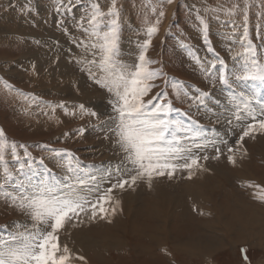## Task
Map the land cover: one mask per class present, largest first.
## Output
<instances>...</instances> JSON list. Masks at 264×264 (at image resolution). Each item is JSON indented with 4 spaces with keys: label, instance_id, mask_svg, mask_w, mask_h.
Instances as JSON below:
<instances>
[{
    "label": "rangeland",
    "instance_id": "1",
    "mask_svg": "<svg viewBox=\"0 0 264 264\" xmlns=\"http://www.w3.org/2000/svg\"><path fill=\"white\" fill-rule=\"evenodd\" d=\"M139 1L137 3L139 8L146 5L143 0ZM196 1L200 5L199 9H192L189 6L190 0H177L176 7L174 8L175 11L173 9L168 26L165 28L164 25L163 34L157 40H154L153 43H150V45L147 43L149 41L148 29L154 27V25H145L143 22L146 16L150 17L148 10L153 6V3L150 2V7H148L146 13H131V16H133L131 17V19L133 18V24L126 25L123 23L121 24L123 28L120 30L117 28L115 30V53L109 63H105L103 60V39H105L106 34L112 33L108 25H104L99 31H94L93 28L82 26L83 22H81V20H86L84 24H87V22L90 24V19L94 16L93 13L85 12L80 16L79 10L76 16H70L68 10L63 12L65 19H69V16L72 19L73 22L70 28L76 31V37L79 34V42L82 41L81 43L83 44L80 43L79 45L86 52H83L84 55L86 56L87 54L88 57L74 61L73 67L77 70V73H82L83 77L87 79V84L84 87L82 86V88L89 91L91 95H95L94 100L99 98L97 99L99 101L97 105H103L105 113L101 114L103 118L99 114L97 115L99 122L93 118L76 116L74 114L75 111H73L74 113H72L71 117H67L64 115V110H67V107L71 110L75 109L69 105V96L63 100L60 99L58 94L47 95L40 90L33 91L30 88L26 90L22 86H16L8 76V74H12V65L7 67L5 74L0 71V130L4 133L3 138L0 139H3L7 144L5 161L0 163V178H3L1 175L5 176V167L8 168L12 175V173L15 174L21 169V165H23L24 170L39 165L48 174H55L56 167H59L61 163H66L69 168L73 169L80 165H94L97 167L95 169L99 172H103L108 167H115L119 164L121 155L117 156V153L120 152L115 144V137L110 130L112 126L111 118L115 115L110 101L114 97L95 81L97 78L101 81L111 79L112 73L114 72L134 70L140 63L139 57L142 53L151 62V69L162 73V78L153 81L155 87L152 90V95L167 92V100L165 103L171 101L173 108L177 110L172 113L173 118L184 122L185 125L190 124L191 121H197L199 126L205 130L210 138L214 133H224L226 119L232 116L237 105L244 106L245 100L248 102L247 107L249 110L254 112L264 110V82L236 81L234 75L239 74L253 59L251 53L246 51L248 44V40L244 39L246 29L249 40L255 46V59L259 62V67L264 69V0H205L206 4L202 0ZM52 2L54 3V0H43L41 4L45 7L48 5L52 7ZM30 5L32 6V11H39V4L36 0H31ZM165 5L166 3L161 6L164 8ZM237 5L238 7H236ZM14 6L13 9L9 8L8 0H0V12L6 10L10 12V10H13V14L17 16L16 20H19L21 16L27 20L26 24L21 25L25 33L23 35V44L19 48L20 51L41 50L43 46V54L46 56V60L48 61V58H51L53 61H57L62 52L70 49L74 38L66 28H58V25H53L54 18L52 14L47 16L44 13L47 17L46 24L42 26V43H40L31 40L33 34L37 35L34 33L31 18L19 14V9L16 7L18 6L17 3H14ZM161 12H164L163 16H160ZM167 14L168 8L162 9L159 12V20L166 17ZM245 15H247V22H245ZM2 25L11 26L12 24L10 22L5 24V20L0 18V26ZM129 25L135 26L131 27ZM205 25H207L206 28ZM166 30L167 33L164 37ZM0 33L3 32L0 31ZM86 41L88 44H86ZM7 48L3 47L0 50H6ZM0 54L10 58L6 51ZM13 59L15 60L16 57ZM76 62L79 63L77 64ZM4 65L0 64V68ZM49 67L53 70L52 64H49L47 69ZM24 68L25 66L23 64H19L18 70L27 73V69L25 71ZM61 68L66 74L65 79L62 81V88L68 90V92L72 91L77 95L78 90L70 88V70L68 63H62ZM41 70L42 68H39L40 72H47L45 69ZM28 72L30 71L28 70ZM222 72L231 77V87L220 82L219 76ZM173 82L182 85L183 91L187 92L188 95L185 96L182 94L177 98L176 90L172 86ZM55 83L57 81L52 80L50 86ZM90 87L95 89L98 94L92 91ZM201 93L208 94L203 105H200L196 99ZM101 94H103V101H100L99 96ZM80 104H85V101ZM91 111L96 113L94 108H91ZM12 116L20 122L23 128L13 123ZM61 116L65 120H62ZM61 123H63L62 128L58 129V131L48 132L43 130L41 132L40 129L36 128L39 124L56 128ZM96 124L98 125L97 127ZM193 126L195 127V125ZM62 132L64 134H61ZM235 139V136L231 137L229 143H232ZM262 139L264 144V135H258L255 139L246 138L244 142L247 155L251 153L250 165L261 170L264 165H260L259 159H262V157H258V155L263 154L264 147H260ZM101 142H104V144L101 145ZM13 144L16 146L15 152L17 155H13L12 153L11 146ZM25 152L29 153L30 156L25 155ZM208 154L211 156L213 152L209 150ZM226 160V155H222L219 160L210 159L206 162V166L215 169L216 165L220 163L225 168L227 166L234 169L237 168L229 164ZM219 168H223V166L219 165ZM184 176L185 174L178 172L174 179L170 180L172 182L171 184L167 182L169 179L166 177L155 179L152 182L151 188L155 189L158 185V180H162L167 185V187L165 186L166 188L169 187L174 195H178L180 193L178 191L179 188H175V191L170 186L173 187L174 185V187H178L176 185L181 183L182 180H189L185 179ZM232 178L234 191L227 204L219 206L218 211L221 217L224 216L225 211L229 214L243 212L240 199L244 196L247 197L246 194L251 197L252 195L257 197L264 195L258 188L247 187L249 183H258V180H250L237 175L225 178V180L232 182ZM243 181H246V183ZM259 186L264 187V185L260 184ZM145 187L148 188L146 183H139L135 191L128 190L126 192L128 196L134 195L139 202H142V190H146ZM118 198H122V194ZM152 202L154 203V200L146 201L144 199V203L150 204ZM4 206L13 211V216L10 215V212H0L1 232H4L5 227H8L10 222L18 218L27 221V217L20 214L13 207L6 204ZM190 209L195 214H193L194 216L191 215L192 213L189 214L190 218L194 217V221L192 222L199 224L205 221L195 206H190ZM177 212L182 216L180 209ZM117 213L118 210L115 216L112 217V221ZM133 215L136 221L126 227V234L119 228L114 229L115 227L106 226L105 224H112V222L107 223L104 220L84 225L87 230L92 231L90 232L92 235L105 233L104 230H106V235L109 237V239L103 242V245L93 246L89 250V257L86 255V249L83 246L85 243L72 242L70 247L76 253H84L82 256L85 257L86 264H205V261L202 258H198V256L190 255L193 258H189L185 255H176L175 257L173 256L175 253L172 254L173 252L169 246L163 247L157 241H153V230H151L153 228V222L147 220L148 211L144 214L142 210H136L133 212ZM227 222L228 219L223 220V223ZM189 224L191 223L182 226L176 224L171 225L170 232L172 238L180 239L179 242L185 243V240L190 237V233H197L204 230H210L209 232H212L218 226L217 224H212L201 228L199 226H189ZM74 230H83V228L71 229L69 230V235ZM15 231H17V227ZM237 232L238 227H235L232 237L233 242L238 241ZM69 235L62 236V240H66ZM202 235L205 234L202 233ZM198 236L206 238L205 236ZM244 244L228 245L219 254L211 255L210 264H264V243L259 245L254 242L253 245ZM245 256H247V260H245ZM174 258L175 260L173 261ZM85 262H78V264H85Z\"/></svg>",
    "mask_w": 264,
    "mask_h": 264
},
{
    "label": "snow or ice",
    "instance_id": "2",
    "mask_svg": "<svg viewBox=\"0 0 264 264\" xmlns=\"http://www.w3.org/2000/svg\"><path fill=\"white\" fill-rule=\"evenodd\" d=\"M167 2L172 3L173 0ZM110 14L115 15V12ZM163 15L161 12L160 16ZM97 20L98 15H94L90 23L96 24ZM157 31L158 28L151 27L148 34L151 36ZM244 39L248 40L246 51L251 53L253 59L239 74H234L235 80L264 82V69L259 67V62L255 59V46L248 38L247 29ZM147 43L150 44L151 40ZM115 47L113 28L112 33L106 34L104 39L105 63L111 61ZM139 60L140 63L134 70L114 72L111 79L101 81L97 78L95 81L114 97L110 101L115 113L111 118L110 130L121 154L119 164L102 177L88 174L82 176L78 167L69 168L70 173L77 174L69 176L63 187L48 183L32 187L21 184L17 186V191L4 193L10 206L27 217V221L18 223L15 233L0 240V264L85 262V257L77 254L66 240H62V236L70 234V229L99 220L111 223L112 217L120 209L121 200L118 196L128 190L135 191L139 183H146L151 188L155 179L166 177L171 180L178 172L186 174L184 178L191 180L197 172L210 171L206 162L210 159L219 160L222 155H226L227 162L235 167L238 159L247 155L244 147L246 138L255 139L258 135H264V110H249L247 100L244 101V106L238 105L232 116L226 119L224 133H214L211 138L197 121L185 125L173 118L172 113L177 110L173 108L171 101L165 103L167 92L152 95L155 87L153 81L162 78V73L151 69V62L143 53ZM230 78L228 74L220 73V82L229 87ZM172 86L177 98L182 94L188 95L183 91L182 85L173 82ZM207 95L201 93L196 98L200 105L205 103ZM83 107L80 105L81 110ZM90 115L95 116L96 113L91 112ZM3 136L4 133L0 130V138ZM233 136L236 139L229 143ZM15 148L13 144V155H17ZM6 149V142L0 139V163L5 161ZM209 150L213 152L211 156L208 154ZM25 155L30 156L27 152ZM4 174L6 177L11 175L7 167L4 168ZM247 187L258 188L264 193V187L259 185L249 183ZM259 199L264 202V195H260Z\"/></svg>",
    "mask_w": 264,
    "mask_h": 264
},
{
    "label": "bare ground",
    "instance_id": "3",
    "mask_svg": "<svg viewBox=\"0 0 264 264\" xmlns=\"http://www.w3.org/2000/svg\"><path fill=\"white\" fill-rule=\"evenodd\" d=\"M36 1L39 4V7H38L39 11L34 12L32 11V6L30 5L31 0L29 1L28 0H8L9 6H10L9 8L13 9L15 7L14 3H17L18 6L16 7L19 9V14L26 15V17L31 18V20L33 21L34 33H36L37 35L33 34V38L31 40H35L37 42L42 43L41 41L42 26L46 24V17L52 14L54 18L53 25H56V26L58 25L57 26L58 28H66L69 34L74 38L70 49L66 52H62L60 56L58 57L57 61H53L51 58H48V61L46 60V56L43 54V46L41 50L20 51L19 48L23 44V41H24L23 35L25 33L22 30L21 25L26 24L27 20L23 16H21L19 20H16L17 16L13 14L12 12L13 10L12 11L10 10V12L6 10L3 12H0V18H3L5 20V24L10 22L12 25L11 26L10 25L0 26V31L3 32V33H0V49H2L3 47H8L6 50H0V51H3V52L6 51V53H8L7 55H9L10 58L2 56L0 54V64L6 65V66L5 65L2 66V68H0V71L3 74H5L7 67H10L12 65V68H11L12 74H8V76L11 78V80H13L12 82L15 83L16 86L17 85L22 86L26 90L29 88L32 89L33 91L40 90L47 95L58 94L60 96V99H63V100L65 97L69 96L70 97L69 105L75 109L71 110L67 107L68 111L64 110V115H66L67 117H71L72 113H74L73 111H75L74 114H76V116L93 118L97 122H99L97 120V115L99 114L101 116V114H104L105 111L103 110V105L101 106L97 105L99 103L97 99L99 98L94 100L96 96L91 95L89 91H86L85 88H82V86L84 87L85 84H87V79L83 77L82 73H77V70L73 67L74 61H79L84 57L86 58L88 57H87V54L86 56L84 55L83 52L85 51L84 49L81 48L82 46L79 45L82 42V41L79 42V38H80L79 34H77L78 37H76L75 36L76 31L70 28V25H72V22H73L70 16H76L79 10H80V14H79L80 16L81 14L85 12H91L94 15H98L97 23L88 24L87 22V24H84L86 20H81V22H83L82 26L93 28L94 31L95 30L99 31V29L103 28L104 25H108V28L113 31V28H115V30L117 28H119V30L123 28V25H121L123 23H125L126 25L133 24V18L131 19V17L133 16H131V13L133 14L136 12H137L136 14L146 13L148 10V7H150V2L153 3V6L149 8L148 14L149 16H153V19H154V17L158 14V12H160L163 9L161 5L166 3L165 7L169 6L168 14L166 17H163L160 19L159 27H156L158 28V31L156 33H153V37L154 39H156L159 33H160L159 37L163 34L164 25H165V28L168 26L171 13L177 4L176 3L177 0H173L172 5H170V3L167 2V0H143V2L146 3V5H143L142 8H139L137 6V3L140 2L139 0H115V8L113 9L114 0H61V1L54 0V3L53 2L51 3L53 5L52 7L50 5L46 7L42 6L41 3L43 2V0H36ZM190 1L191 2L189 6L192 9H199L200 5H198L196 0H190ZM202 1L204 2V4H206L205 0H202ZM155 7H157V9H154ZM20 9H23V10L20 11ZM67 10L69 11V15H70L69 19H65L63 16V12ZM113 11L115 12V15L110 14ZM44 13H46L47 16H45ZM113 20H115V24H113ZM237 20L239 19L237 18ZM135 25H136V22H135ZM135 25H129V26L134 27ZM86 44H88L87 41H86ZM3 52H0V53H3ZM15 57L16 59L14 60L13 58ZM66 62L68 63L69 70H70V73H69L70 88L77 89L78 90L77 95L72 91L68 92V90L62 88V81L65 79L64 77L66 74L63 72L61 65L62 63L64 64ZM19 64H23L25 66L24 69L25 71L27 69L26 71L27 73L23 71L21 72L18 70ZM49 64H52L53 70H51L50 67L47 69V66ZM39 68H42V70L45 69L47 70V72L42 73L43 71L41 70L42 72H40ZM28 70L30 72H28ZM52 76L53 78H51ZM52 80L57 81V83L52 84L50 86V83ZM90 88L92 91H95V89H93L92 87ZM96 93L98 94V92ZM99 97H100V101H103L102 100L104 99L103 94H101ZM84 101H85V104H80V103H83ZM80 105H84L83 110H81V108L79 107ZM91 108H94L96 110L95 116L90 115V113L92 112ZM220 116H221V113H220ZM62 120H65V118L62 117ZM12 121L13 123H16L20 128H23V126L20 125V122L14 119L13 116H12ZM63 123L58 125L56 128L47 127L45 124H39L36 128L40 129L41 132L43 130L48 131V132H53V131H58V129H61ZM97 126L98 125L96 124V127ZM61 134H64V133L62 132ZM103 144L104 142H101V145ZM260 147L261 148L264 147L263 139L260 142ZM118 155H121V154L117 153V156ZM259 156L262 157V159H259V162H260V165L263 166L264 165V149H263V154L258 155V157ZM250 157H251V153L243 157V159L238 160L239 162L236 165L237 167L236 169L230 166L229 167L227 166V168H225L223 164L219 163L216 165L215 169H211L210 167H208L210 169V172L209 171L199 172L191 180H186V181L182 180L181 183H178L176 185L178 187H174V185L173 187L170 186L173 190H175V188L176 189L179 188L178 191H180V193L178 192L179 193L178 195H174L172 193V190L169 189V187L166 188L167 185H165V183L162 180H158V185L155 189L145 187L146 190H142V199H143L142 202H139L134 195L128 196V193L125 191L122 193V198H119L121 200L120 209H118V213L116 217L113 219L112 224H105V223L104 224L106 226L108 225V227L109 226H112L113 228L115 227L114 229L119 228L124 234H126L127 233L126 227L130 226L136 221V219H134L135 217L133 215V212L136 210H142L145 214V212L148 211L147 220L153 222V228L151 229L153 230V239L151 238L153 241H157L163 247L169 246L173 252L171 253L172 254L175 253L173 255L175 257L176 255H185V256H188L189 258H193L190 255L198 256V258H202L205 261V264H210L211 255L219 254L221 251L225 250V248H227L228 245L234 246L238 243H242L243 245H245L244 243L253 245V242L257 243L258 245L263 244L264 243V202H262L259 199V197L255 195H252L251 197L250 195L248 196L247 194H246L247 197L245 196L242 197L240 201H241L243 212L241 213L229 214L227 211H225L224 216L221 217L218 211L220 205L227 204V202L232 197V192L234 191L233 178H232V182L226 181L225 178H229L233 175H237V176H241L246 179H250V180L256 179L259 181L258 183L253 184V185H259V184L264 185V172H263L264 167L261 170L259 168L251 166ZM219 165H222L223 168H219ZM111 168H114V167H108L103 172H107ZM1 177L3 176L1 175ZM17 177L19 178V176ZM17 177L16 179H18ZM214 179H219V180H214ZM175 180H178V179H175ZM167 182H170V180ZM243 182L246 183V181H243ZM171 183L172 182H170V184ZM3 185L5 184L3 183ZM10 187L8 189H10ZM11 189L13 190V187H11ZM8 191L11 192L10 190ZM0 192H3L2 189H0ZM144 199H146V201L154 200V203L153 202L150 204L144 203ZM4 205H5L4 198H2L1 196L0 197V212L1 213L10 212L11 213L10 215H12L13 211H11L9 208H7ZM190 206H195L198 209V211L200 212L199 214H202L205 220L204 222H200L199 224H195L194 222H192L194 221L193 220L194 217L193 218L189 217V214L192 213ZM178 209L181 210L182 216H180L179 213L177 212ZM193 214L194 213H192L191 215L194 216L195 214L194 215ZM224 219H228V222L223 223ZM25 222L26 220H23L21 218H18L14 220L13 222H10L8 225L10 229V233L6 235L4 234V232L0 231V240L6 239L9 237L10 234L15 233L16 231L14 230L16 229L18 223L23 224ZM187 223H191L189 224V226H199L201 228H204L205 226L212 225V224H217L218 226L212 232H209L210 230H207V231L204 230V231H200L197 233H190L191 235L189 238H187V240H185V243L179 242L180 239H173L172 234L170 232V226L175 225V224L182 226V225H187ZM8 227H5V228L8 229ZM235 227H238V232H237L238 241L233 242L232 237L234 234ZM80 228H83V230H74L72 234L66 238V241L69 243V245L72 242H79L81 244L85 243L83 246L86 249L85 252L88 257L90 256L89 250L93 246L103 245V242L109 239V237L106 235V230H104L105 233H101L98 235H92L90 233L92 231L87 230L86 226H83ZM202 233L205 235H202ZM198 235L205 236L206 238L199 237ZM79 255H84V253H81V254L79 253ZM174 260L175 258L173 259V261ZM258 264H261V263H258Z\"/></svg>",
    "mask_w": 264,
    "mask_h": 264
},
{
    "label": "crops",
    "instance_id": "4",
    "mask_svg": "<svg viewBox=\"0 0 264 264\" xmlns=\"http://www.w3.org/2000/svg\"><path fill=\"white\" fill-rule=\"evenodd\" d=\"M172 4L173 3H170V5H172ZM168 7H165V8H168ZM165 8H163V9H165ZM154 9H157V7H155ZM157 21H160L159 20V12L154 17V19H153V16H150V17L146 16L143 23L145 25H149V26H153L154 25V27H159V23H157ZM167 30H166V32L164 34V37H165V35L167 33ZM159 35H160V33H159ZM159 35H158V37H159ZM149 39L151 40V43H153L154 40H156V39L153 38V34L151 36H149ZM80 167H82L83 169H85V165H80L78 168H80ZM92 167L94 168V171H96V174L95 175H97L98 177H102V176L105 175L106 172H99V171H97L95 169L97 167L94 166V165H92ZM40 168L41 167L39 165H35L34 167L29 168L28 170H24L23 169V171H20L21 169H19V171L16 172L15 174L12 173V175H10V178H9V176L8 177L3 176V178L0 179V189H2V191H3V192H0V195L2 196V198H4V196H3L4 193L9 192L8 190H10L11 192L17 191V186L18 185H21V184H23L24 186H27V187H32L34 185H38V184H41V183H48L49 185H52V186L60 185V186L63 187L68 182L67 178L72 175L68 171L69 167H68V165L66 163H61V165L59 167H56L55 174H48L43 168H41V169ZM20 173H22V174H20ZM18 174H20V175H18ZM16 175L19 176V178ZM14 176H16L18 179H16V177H14ZM9 179H10V181H9ZM3 183L5 185H3ZM8 186L9 187L10 186L13 187V190L11 189V187H10V189H8L9 188ZM14 189H15V191H14ZM4 203L6 205L10 206V203L5 198H4ZM9 233H10V229L8 230L6 228L4 230V234L7 235Z\"/></svg>",
    "mask_w": 264,
    "mask_h": 264
}]
</instances>
